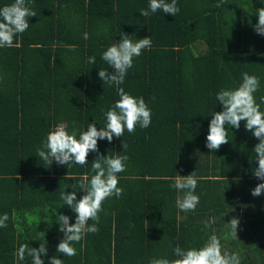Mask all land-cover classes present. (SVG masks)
I'll list each match as a JSON object with an SVG mask.
<instances>
[{
  "label": "trees",
  "instance_id": "obj_1",
  "mask_svg": "<svg viewBox=\"0 0 264 264\" xmlns=\"http://www.w3.org/2000/svg\"><path fill=\"white\" fill-rule=\"evenodd\" d=\"M149 2L26 0L36 16L14 38V47L0 48V216L9 217L7 227L0 228V250L11 248L0 252L2 257L13 259L15 245L27 243L37 249L45 244V264L53 256L66 258L56 251L63 237L57 240L59 229L51 225V204L59 201L63 215L72 212L60 193L75 191L77 199L86 194L79 184L93 174L97 153H89L84 166L49 165L37 149L60 124L71 134L75 122L77 139L89 123L95 122L99 131L123 88L144 98L151 124L146 129L137 125L131 134L125 129L111 143L98 141L99 154L128 157L126 171L118 174L123 194L103 202L99 231L75 243L77 255L65 262L172 260L177 245L200 248L216 234L228 252L245 255L241 264H264V193L251 195L264 182L252 173L258 167L253 149L259 141L242 121L239 130L225 126L229 142L219 150L205 147L211 116L223 110L216 93L238 87L246 72L259 78L257 103L264 97V36L254 31L256 11L264 2L177 0V15L157 11L144 17L140 10ZM12 3L0 0V8ZM122 34L133 42L149 37L152 44L134 58L123 84L109 86L98 73L115 70L101 56ZM89 57H95V64ZM193 172L200 202L195 211L181 212L176 207L179 193L171 185L177 175ZM32 200L43 204L34 202L31 210L25 202ZM24 215L37 224L41 219L37 239L24 236ZM233 218L239 220L237 239L228 235L232 229L226 225Z\"/></svg>",
  "mask_w": 264,
  "mask_h": 264
},
{
  "label": "clouds",
  "instance_id": "obj_2",
  "mask_svg": "<svg viewBox=\"0 0 264 264\" xmlns=\"http://www.w3.org/2000/svg\"><path fill=\"white\" fill-rule=\"evenodd\" d=\"M264 2V0H262ZM157 11H162L171 16L179 13L180 9L177 0H150L147 9L140 10V14L148 17ZM258 23L254 25V31L264 36V7L257 9ZM33 11L26 0H14L11 5L0 8V48L14 47V38L18 34H23L29 28V18L35 17ZM84 39H88V34H84ZM151 38L133 42L129 36L122 34L119 42L108 47L101 56L109 68L115 70L109 73L107 70H100L99 78L104 84L109 86L121 85L130 68L133 67V60L142 54V50L150 48ZM89 63L95 64V57H89ZM260 81L255 75L242 73V82L235 89H221L216 93V100L223 106L220 112H214L209 123L208 134L206 136L205 147L215 152L229 141L228 131L225 126H231L239 130L241 122L244 123L246 131L259 141L253 149L255 161L258 167L252 169L253 176L259 181H264V112L261 111V104H264V97L257 103L255 93L259 90ZM119 100L115 101L106 113V125L98 131L95 122L89 123L87 130L79 133L77 139L76 124L73 122L71 134L66 130L64 124L57 125L51 130L46 139L42 142L41 148L37 149V156L46 164L51 165L56 162L58 165H78L88 164L89 153H97V158L91 163L92 175L85 176L79 184V189L85 195L77 199L76 192L60 193V199L75 214V223L70 224V217L59 214V231L63 233V239L57 245V253L71 258L77 255L75 243L82 241L89 233L95 234L99 231V213L102 211L103 202L111 197L119 199L123 194V189L118 187V174L126 171L125 162L128 157L104 156L99 154L98 141L107 140L109 143L113 138H121L125 129L128 133H134L137 125L141 129H146L151 124V109L146 104L143 97H133L125 92L123 88H118ZM123 150L127 145L122 143ZM198 179L195 172L187 177L177 175L171 185L179 195L176 198V207L181 212L195 211L199 204V196L195 195ZM76 189V186H72ZM264 193V182L258 183L251 190L253 197H259ZM9 217L5 213L0 216V228L7 227ZM91 221V223H90ZM232 229L228 233L233 239H237V228L239 220L233 218L229 223ZM43 234V233H42ZM47 254L45 244H40L39 248L29 247L27 244L19 246L16 252L18 261H23L25 256L31 257V264H45L41 259ZM175 259L153 258L150 264H241V256L238 251L228 252L223 249L221 239L212 234L200 248L183 249L177 245L173 249ZM48 264H64V260L53 256Z\"/></svg>",
  "mask_w": 264,
  "mask_h": 264
},
{
  "label": "crops",
  "instance_id": "obj_3",
  "mask_svg": "<svg viewBox=\"0 0 264 264\" xmlns=\"http://www.w3.org/2000/svg\"><path fill=\"white\" fill-rule=\"evenodd\" d=\"M34 202L35 200H32V201H29V202H25L26 204H30L31 205V210L33 209V206H34ZM36 204H43L41 201L37 200L35 202ZM47 204V203H45ZM61 203L59 201H55V202H52L51 204V208H53L54 210V213H53V216L51 217L50 221H51V225H53V228H58L59 229V225H58V216L59 214H63V210L61 208ZM28 213V212H27ZM56 213V214H55ZM55 214V215H54ZM70 219H75V216H74V213L73 212H69L68 213ZM33 216V214H30ZM29 215L28 218H26V215L23 216V219H21L22 223H23V226H24V236H27V237H30L31 239H37L36 237V233H40V224L36 223V219L33 217L31 218ZM38 217V216H37ZM56 221V223L54 224V222ZM32 226V228L30 227ZM38 227V228H37ZM37 231H36V230ZM42 233V232H41ZM59 236V237H58ZM57 236V240L60 239V237H63V233H61L59 231V235ZM33 241V240H32ZM30 243V242H29ZM27 244V243H25ZM28 245V244H27ZM28 246H32V245H28ZM19 248V245H15V248H14V257L13 259L10 258V256H3L2 257V254L0 253V264H31V257H28L27 255L25 256V259L23 261H18L17 257H16V252H17V249ZM11 249V248H10ZM10 249L9 248H6V249H3V250H0V252H10ZM227 251H230L229 249H226V248H223ZM3 258V259H2ZM72 258V257H71ZM68 259V257H66L64 259V264H68L67 262H65V260ZM245 259V255H244V258L242 257L241 258V261Z\"/></svg>",
  "mask_w": 264,
  "mask_h": 264
},
{
  "label": "rangeland",
  "instance_id": "obj_4",
  "mask_svg": "<svg viewBox=\"0 0 264 264\" xmlns=\"http://www.w3.org/2000/svg\"><path fill=\"white\" fill-rule=\"evenodd\" d=\"M204 47V46H203ZM200 48V47H199ZM201 49V48H200ZM41 220V219H40ZM40 220H38V223L40 222Z\"/></svg>",
  "mask_w": 264,
  "mask_h": 264
}]
</instances>
